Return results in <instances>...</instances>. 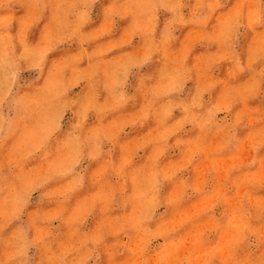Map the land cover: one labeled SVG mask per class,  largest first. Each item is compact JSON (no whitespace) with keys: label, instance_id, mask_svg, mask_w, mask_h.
Returning a JSON list of instances; mask_svg holds the SVG:
<instances>
[{"label":"rangeland","instance_id":"obj_1","mask_svg":"<svg viewBox=\"0 0 264 264\" xmlns=\"http://www.w3.org/2000/svg\"><path fill=\"white\" fill-rule=\"evenodd\" d=\"M0 17V108H11L13 134L29 145L44 141L46 162L38 164L46 182L59 154L66 183L58 210L46 209L54 201L46 195L44 206L0 211V257L52 246L36 225L47 230L53 219L61 221L62 255L88 251L82 224L104 213L78 209L97 184L85 174L75 193L71 171H102L103 182L133 203L134 189L141 200L156 194L162 221L171 189L173 202L180 188L202 197L234 186L230 173L247 172L238 202L250 210L220 213L215 197H205L206 208L186 216L190 234L181 236L179 221L168 227V246L157 233L155 250L168 247V264H264V0H0ZM198 125L197 148L186 135ZM38 164L8 165L20 177ZM196 173L204 177L197 183ZM24 198L14 193L16 208ZM123 215L117 204L109 210L113 226ZM117 229L110 227L109 264L130 248ZM228 229L231 236L220 237Z\"/></svg>","mask_w":264,"mask_h":264},{"label":"crops","instance_id":"obj_2","mask_svg":"<svg viewBox=\"0 0 264 264\" xmlns=\"http://www.w3.org/2000/svg\"><path fill=\"white\" fill-rule=\"evenodd\" d=\"M7 93V92H6ZM7 100V96H5ZM201 98H204L201 96ZM7 104V102H6ZM3 109V110H1ZM11 108L5 106L0 108V211H13L15 209L19 210H30V206L36 205H45L43 200L46 195L53 196V204L48 206L47 210H58L60 209V198L55 199L57 194H60V190L65 187V182H62L59 164L61 163V156H53V163L57 164L54 166L52 172V177H47L48 172L42 170L38 162H46L44 158L45 153V144L44 141L37 139L35 142L32 141L31 144H28V141L21 140L20 135L12 132L14 128L16 132L18 131V125L12 123L14 118L11 119ZM39 129L42 127L41 123H37ZM172 129V128H171ZM186 129L187 126L182 128ZM197 134L188 135L182 133V139L185 141V135L187 140H191L190 145L196 146L197 148L202 143L201 138V125H198ZM14 136H16L14 138ZM193 136V137H192ZM191 138V139H190ZM38 141V142H37ZM37 142V144H36ZM41 152V153H40ZM202 156H198L196 162L202 163ZM86 159V158H85ZM83 159H77L76 161H82ZM87 160V159H86ZM88 161V160H87ZM12 162H26V163H37L36 169H28L20 177H14L12 172V167L9 166V163ZM92 162V161H91ZM4 169V170H2ZM168 173V172H166ZM203 173V172H202ZM90 174L92 180L96 186H93L89 191H86L85 199L78 202L79 205L84 207H78V209H86L94 212L101 211L104 214L101 219L93 217L94 213L89 219H86L82 225L87 229L90 237V248L86 253L79 252V254L64 256L61 252L60 247V228L61 221L53 219L52 222H49L48 229L45 230V223L36 225L40 230H37L38 235L44 236L45 232H48L50 238H52V246L45 247L44 243L43 248L45 249H32V246H29L28 249L23 253V255L18 256L15 253L5 254L0 257V264H77V260H82V264H109V251H108V242H109V232L110 227H117V237L120 241H127L130 244V248L121 247L117 251V264H168V247L165 248V251L155 250V245H157L156 237L157 233L163 234V243L168 246V227L174 228L179 225L181 221L182 231L180 232L181 236L190 234L193 230L192 221H189L186 216L192 212L202 211L206 208L204 200L205 197H215L214 210L218 212L230 211L235 212L238 209H248L250 210V204H244L240 207L238 202L239 198L244 196V188L240 185L241 181L247 179L249 174L244 173H230L229 180L232 179L234 186L229 187L228 189H222L221 187L216 190H211L208 193H203L201 197L200 192H194L193 190H187L181 188L176 190L177 200L173 202V189H171V198L170 203L167 201L168 206L165 207V219L162 221L160 218H157L156 209V194L152 195L149 193V196L141 200L137 197L138 190H135L133 199L134 203L130 200L126 201V194L120 188H117V191L113 188H109L106 182H103V172L102 171H76L69 172V184L75 185V193L83 192L84 185L82 186L81 180L84 178V175ZM133 175H138L137 172L132 171ZM218 178V174L214 173ZM50 175V173H49ZM200 177L204 178L202 174L196 173L194 180H199ZM215 177V178H216ZM119 178V177H117ZM122 177H120L121 179ZM100 179V181H98ZM105 179V178H104ZM83 187V188H82ZM18 189H21L22 195L24 198V203L21 204L20 208H16V204L13 203V195ZM196 189L199 190V184ZM166 192L168 187L165 188ZM73 191H70L72 193ZM114 194L116 195V203L114 204ZM36 196V197H35ZM226 198L227 201H223V198ZM34 198V199H32ZM216 198L218 201H216ZM35 200V202H33ZM132 203V217L125 215V206L128 203ZM117 204L118 210H123L124 215L122 218L117 219V225L113 226V221L109 218V210L113 205ZM206 205H209L207 202ZM42 206V207H43ZM139 212V213H138ZM148 212V213H146ZM141 213H145L144 216H141ZM148 215V217H147ZM126 217V218H125ZM143 217V218H141ZM194 218V216H192ZM220 218V217H219ZM27 221V220H24ZM212 222L210 218L204 219V224L209 225ZM77 225V224H76ZM80 225V224H79ZM24 226H27L26 222ZM196 226V224L194 225ZM42 228V229H41ZM93 228V229H92ZM27 237L31 235V231H26ZM220 237L226 238L231 236V230H224L220 232ZM85 259V261H84ZM122 259V261H121Z\"/></svg>","mask_w":264,"mask_h":264},{"label":"bare ground","instance_id":"obj_3","mask_svg":"<svg viewBox=\"0 0 264 264\" xmlns=\"http://www.w3.org/2000/svg\"><path fill=\"white\" fill-rule=\"evenodd\" d=\"M0 19H1V17H0ZM125 88V87H124ZM18 106V105H17ZM14 118V117H13Z\"/></svg>","mask_w":264,"mask_h":264}]
</instances>
